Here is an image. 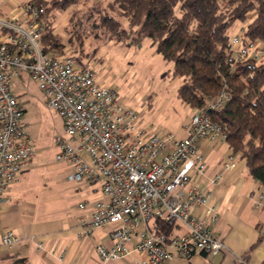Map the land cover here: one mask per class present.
Segmentation results:
<instances>
[{"label":"built area","instance_id":"obj_1","mask_svg":"<svg viewBox=\"0 0 264 264\" xmlns=\"http://www.w3.org/2000/svg\"><path fill=\"white\" fill-rule=\"evenodd\" d=\"M45 12L31 0L17 12L0 15V214L9 190L36 154L22 101L12 87L13 78L27 75L63 122L55 163L71 167L69 181L100 186V198H86L78 206L83 233L111 226L113 244L97 246L104 264L125 259L133 247L143 254L135 259L137 264H168L177 256L189 259L200 252L216 256L226 251L225 241L212 228L217 206L198 181L207 170L199 141L226 144V127L207 111L228 100L226 92L196 110L185 125L186 137L163 132L153 120L124 106L117 92L75 55L45 51ZM231 43L234 61L264 58L259 40L235 35ZM224 165L236 169L235 154L229 153ZM263 203L260 194L255 206ZM198 207L200 215L195 214ZM179 227L185 231L172 234ZM21 240L17 232L0 227V247L11 249ZM238 261L248 264L243 257Z\"/></svg>","mask_w":264,"mask_h":264},{"label":"trees","instance_id":"obj_2","mask_svg":"<svg viewBox=\"0 0 264 264\" xmlns=\"http://www.w3.org/2000/svg\"><path fill=\"white\" fill-rule=\"evenodd\" d=\"M32 2L46 9L45 51L64 53L66 45L54 33L51 13L78 5L80 0ZM90 2L82 18L76 19L77 10L71 16L70 41L80 40L79 33H85L91 20L93 31L105 39L140 45L148 38L173 64L172 77L182 80L177 95L183 102L203 109L226 92L228 100L219 108H209L208 115L226 127L230 153L241 154L248 172L264 187V58L234 61L231 43V29L237 22L244 24L239 37L264 43V0Z\"/></svg>","mask_w":264,"mask_h":264},{"label":"crops","instance_id":"obj_3","mask_svg":"<svg viewBox=\"0 0 264 264\" xmlns=\"http://www.w3.org/2000/svg\"><path fill=\"white\" fill-rule=\"evenodd\" d=\"M17 10L19 8L10 13ZM20 100L23 104V100ZM184 137L186 134L178 138ZM199 144L206 156L207 170L198 181L210 194V202L217 206L218 218L212 228L225 241L227 250L216 256L202 252L189 259L177 256L168 264H240L238 257L245 258L248 264H264V203L261 208L255 206L259 195L264 194V187L248 172L246 160L241 154H237L239 160H236V169H226L224 160L230 153L227 144L214 145L207 140H200ZM57 164L55 160L51 162V165ZM27 169L9 190L8 201L0 214V227L17 232L22 240L11 249L0 247V264H104L97 246L113 244L109 234L111 226L83 233L79 206L73 212L38 207L39 197L34 199L32 189L28 188L30 184H23ZM219 174L221 179L213 183L212 180ZM75 189L78 193L86 194L84 199L101 197L99 185L78 184ZM201 212L202 207L196 208V215ZM184 231V228L179 227L172 234ZM142 257V252L133 247L125 259L106 264H137L135 259Z\"/></svg>","mask_w":264,"mask_h":264},{"label":"rangeland","instance_id":"obj_4","mask_svg":"<svg viewBox=\"0 0 264 264\" xmlns=\"http://www.w3.org/2000/svg\"><path fill=\"white\" fill-rule=\"evenodd\" d=\"M28 1L31 0H0V11L9 15L11 10ZM90 4V0H80L78 5L51 13L54 33L66 45L65 52L58 54L80 57L84 65L96 71L105 86L117 92L124 106L142 113L145 119L153 120L163 132L184 136L185 125L196 110L178 97L177 90L182 80L172 77L173 64L165 61L151 45L150 39H145L140 45H127L115 38L105 39L93 31L91 20L87 22L85 33H79L80 40L70 41L71 16L77 10L76 19L82 18ZM243 28L244 24L237 22L231 29V36H240ZM12 87L23 100L24 118L36 151L35 161L27 169L23 184H30L28 188L32 189L34 199L39 197L38 207L73 212L86 194L78 193L75 189L78 184L67 180L71 167L51 165L58 149L56 137L64 134L61 118L47 107L45 94L27 75L13 78ZM235 158L239 160L237 154Z\"/></svg>","mask_w":264,"mask_h":264}]
</instances>
